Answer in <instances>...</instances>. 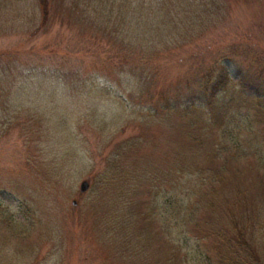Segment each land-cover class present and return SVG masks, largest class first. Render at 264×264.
Here are the masks:
<instances>
[{
  "label": "rangeland",
  "instance_id": "obj_1",
  "mask_svg": "<svg viewBox=\"0 0 264 264\" xmlns=\"http://www.w3.org/2000/svg\"><path fill=\"white\" fill-rule=\"evenodd\" d=\"M46 8L0 0V264H264V0Z\"/></svg>",
  "mask_w": 264,
  "mask_h": 264
},
{
  "label": "trees",
  "instance_id": "obj_2",
  "mask_svg": "<svg viewBox=\"0 0 264 264\" xmlns=\"http://www.w3.org/2000/svg\"><path fill=\"white\" fill-rule=\"evenodd\" d=\"M40 2L42 5V12L43 14H45L46 9H47L46 8L47 0H40ZM162 205L165 208L167 207V209L169 210V213L173 216L176 214L181 215L183 211L182 204L177 202L173 194L165 195L162 201ZM194 212L195 211L193 208V209H190V213L188 212V214H184V215L186 216L187 219H189L190 215L194 214ZM0 221L5 224L6 228L9 229V231H11L13 235H15V216L13 215L12 212L7 211L3 207H0ZM252 254L255 255L254 252Z\"/></svg>",
  "mask_w": 264,
  "mask_h": 264
},
{
  "label": "water",
  "instance_id": "obj_3",
  "mask_svg": "<svg viewBox=\"0 0 264 264\" xmlns=\"http://www.w3.org/2000/svg\"><path fill=\"white\" fill-rule=\"evenodd\" d=\"M87 186H88V181L86 179H82L79 182L78 189L79 191H84L87 188ZM72 203H75L74 199L72 200Z\"/></svg>",
  "mask_w": 264,
  "mask_h": 264
}]
</instances>
